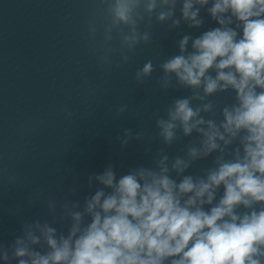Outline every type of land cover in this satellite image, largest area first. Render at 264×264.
Instances as JSON below:
<instances>
[{"label": "clouds", "instance_id": "1", "mask_svg": "<svg viewBox=\"0 0 264 264\" xmlns=\"http://www.w3.org/2000/svg\"><path fill=\"white\" fill-rule=\"evenodd\" d=\"M93 3L87 36L101 69L129 64L141 46L152 43L155 25L167 31L182 23L198 29L205 9L218 26L196 37L184 35L178 54L159 64L149 59L135 70L138 85L159 72L160 91L188 92L172 98L162 115L153 114L156 132L145 148L152 166L131 167L118 178L109 164L89 174L88 188L100 187L82 201L49 198L51 219L21 221L12 243H0V261L264 264V0ZM227 92L234 93L230 104L212 99ZM128 110L119 104L115 114ZM191 137L196 139L185 145L183 155L168 154L167 148ZM144 138L143 130L128 128L115 139L125 148ZM154 140L163 146L152 154ZM209 158L210 167L191 174L195 162ZM71 191L76 195L78 189ZM66 221L65 233L56 225Z\"/></svg>", "mask_w": 264, "mask_h": 264}]
</instances>
